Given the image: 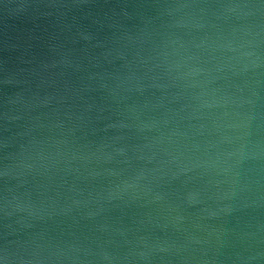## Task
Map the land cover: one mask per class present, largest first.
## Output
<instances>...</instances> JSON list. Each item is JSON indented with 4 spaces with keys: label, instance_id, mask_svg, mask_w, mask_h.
<instances>
[{
    "label": "water",
    "instance_id": "water-1",
    "mask_svg": "<svg viewBox=\"0 0 264 264\" xmlns=\"http://www.w3.org/2000/svg\"><path fill=\"white\" fill-rule=\"evenodd\" d=\"M0 264H264V0H0Z\"/></svg>",
    "mask_w": 264,
    "mask_h": 264
}]
</instances>
